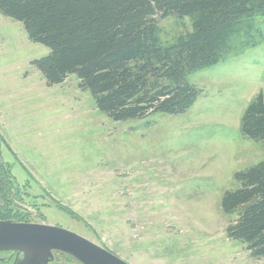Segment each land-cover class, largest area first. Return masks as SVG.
I'll use <instances>...</instances> for the list:
<instances>
[{"label":"rangeland","instance_id":"1","mask_svg":"<svg viewBox=\"0 0 264 264\" xmlns=\"http://www.w3.org/2000/svg\"><path fill=\"white\" fill-rule=\"evenodd\" d=\"M193 20L156 17L160 42ZM237 27L231 52L189 75L201 90L189 110L115 122L74 74L48 86L31 64L48 48L0 14V220L66 228L129 264H264L227 237L236 215L220 208L235 172L264 160L239 131L264 86V15Z\"/></svg>","mask_w":264,"mask_h":264},{"label":"trees","instance_id":"2","mask_svg":"<svg viewBox=\"0 0 264 264\" xmlns=\"http://www.w3.org/2000/svg\"><path fill=\"white\" fill-rule=\"evenodd\" d=\"M0 14L48 48L31 62L48 86L74 74L96 109L118 122L189 110L201 94L189 75L222 61L240 21L264 15V0H0ZM169 15L193 17L192 30L162 44L156 17ZM239 131L264 146V86ZM234 179L239 185L220 201L224 214L236 215L226 235L264 258V160Z\"/></svg>","mask_w":264,"mask_h":264},{"label":"water","instance_id":"3","mask_svg":"<svg viewBox=\"0 0 264 264\" xmlns=\"http://www.w3.org/2000/svg\"><path fill=\"white\" fill-rule=\"evenodd\" d=\"M0 251L16 254L12 264H49L53 252L80 264H129L87 238L57 225L0 220Z\"/></svg>","mask_w":264,"mask_h":264},{"label":"flooded vegetation","instance_id":"4","mask_svg":"<svg viewBox=\"0 0 264 264\" xmlns=\"http://www.w3.org/2000/svg\"><path fill=\"white\" fill-rule=\"evenodd\" d=\"M0 252L9 253V255L7 257L0 258V264H12V262L16 258V254L15 253L12 254L11 252H6V251H0Z\"/></svg>","mask_w":264,"mask_h":264},{"label":"bare ground","instance_id":"5","mask_svg":"<svg viewBox=\"0 0 264 264\" xmlns=\"http://www.w3.org/2000/svg\"><path fill=\"white\" fill-rule=\"evenodd\" d=\"M67 103V102H66ZM70 106V105H69Z\"/></svg>","mask_w":264,"mask_h":264}]
</instances>
